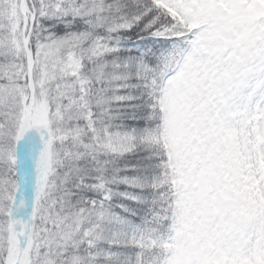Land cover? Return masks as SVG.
<instances>
[{"label": "snow or ice", "instance_id": "1", "mask_svg": "<svg viewBox=\"0 0 264 264\" xmlns=\"http://www.w3.org/2000/svg\"><path fill=\"white\" fill-rule=\"evenodd\" d=\"M0 264H264V0H0Z\"/></svg>", "mask_w": 264, "mask_h": 264}]
</instances>
